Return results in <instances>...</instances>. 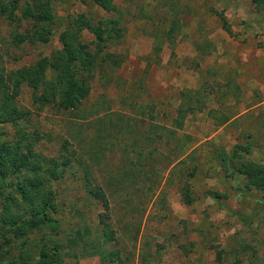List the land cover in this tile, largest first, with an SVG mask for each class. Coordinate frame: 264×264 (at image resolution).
Masks as SVG:
<instances>
[{
    "label": "rangeland",
    "instance_id": "obj_1",
    "mask_svg": "<svg viewBox=\"0 0 264 264\" xmlns=\"http://www.w3.org/2000/svg\"><path fill=\"white\" fill-rule=\"evenodd\" d=\"M9 1L0 0L5 77L62 49L59 33L48 43L13 44L15 27L1 11ZM19 1L17 20L31 0ZM114 2L110 9L96 0L54 2L55 29L85 13L122 32L116 38L112 30L116 39L95 68L80 64L89 93L79 105L61 106L53 68L37 86L23 80L14 97L0 92L8 110H0V143L33 144L44 166L0 179V194L15 181L45 177L55 206L52 221L16 241L10 256L24 243L33 253L63 243L62 264H264V193L239 191L246 177L235 167L264 166V7L252 0ZM82 34L96 50L93 32ZM107 52L120 64L101 62ZM20 110L24 116L6 120ZM94 186L105 197L90 195ZM12 203L31 211L19 195ZM7 231L0 220V233Z\"/></svg>",
    "mask_w": 264,
    "mask_h": 264
},
{
    "label": "trees",
    "instance_id": "obj_2",
    "mask_svg": "<svg viewBox=\"0 0 264 264\" xmlns=\"http://www.w3.org/2000/svg\"><path fill=\"white\" fill-rule=\"evenodd\" d=\"M57 1L59 0H31L23 6L22 14L18 20L16 10L20 8L19 0L9 1L11 7L8 10L5 7L1 9V11L6 12L7 18L9 19L7 21L15 27V31L12 34L13 44L20 45L25 42L48 43L56 33H59V38L62 43V49L54 52L52 55L44 56L30 68H21L15 73H9L7 77H5L0 71V92L5 94L6 99L18 94L23 80L27 79L29 83L31 82L34 86H37L38 75L43 74L48 68H53L56 71L59 69L57 75L59 80H57L58 83L56 85L61 87V106L65 108L76 107L89 93L87 80L83 75L77 74V72L81 71L80 64L83 65L82 70L85 69L90 71L95 68L96 61L100 58L101 52H104L105 48L109 46L112 40H114L113 38H120L122 36V32L117 33L118 30L113 27L109 30L102 29L101 23L96 24L94 22V20H96L95 17H89L85 13H79L76 17H72L73 19L71 22H65L60 28L58 27L55 29L52 24L55 16L54 2ZM96 1L108 9L116 8L114 0ZM252 2L261 8L264 7V0H252ZM102 20H113V22L115 20V23L112 22L111 26H114L117 23V19L115 18H105ZM23 25L25 26L22 27ZM84 29L93 32L95 36L93 41L97 43L98 47L96 50H93L90 47V43L83 39L82 32ZM112 30H115L117 33L115 34V37L113 36V33L115 32ZM112 57V54L107 52L106 55L102 57L101 62H103V60H110L114 62L115 65H119L120 61L117 62V60H114ZM72 64L74 68L70 67ZM10 82H12V86H7ZM10 87H12V90H10ZM52 90H54V86ZM0 106V110L4 111L3 115L5 116V114L8 113V110L4 108V103H0ZM10 109L12 110V108L9 107V110ZM15 109L17 110V108ZM16 113L18 116L12 117V115H9L6 120H17L23 115L22 110L16 111ZM20 142L21 140L18 141L17 145L8 141L0 143L1 180L9 175L16 176L18 172L23 171L24 169H32L36 172L37 170L44 168L41 158H39L34 152L33 144L26 147V149H23L19 145ZM222 160H225L226 162L228 158H222ZM52 163L58 166L57 160L53 159ZM235 167L246 177L245 183L247 186L237 188L239 191H247L252 187H255L264 193V166L250 162L249 164L235 165ZM47 174H50V177L55 176L53 170ZM46 181L45 177H42L41 179L38 178L37 180L27 178L24 181L13 182L11 185L14 188L8 193L3 190L1 191L0 195L4 196V198L1 200L0 220L2 225L8 228V231L0 233V264H18L17 262L20 264L63 263V243H57L51 246L47 244L41 246V240L38 241L37 245L40 246L36 247L34 253L28 250V248H26L28 245L24 243V251L21 250L16 256H10L11 253L9 250L16 241L25 240L30 231L38 229L52 221L49 210L55 209V206L52 198L49 197L44 190ZM5 193L6 195H4ZM89 193L90 195L105 197L99 186L90 187ZM16 195L21 196L23 202L27 206H30V213H22L20 211V205H16L17 203L12 205V202L16 200ZM188 201H192V198H189ZM233 213L239 216L241 221L246 225H249L252 221L248 214L240 212ZM24 216H28V218H23Z\"/></svg>",
    "mask_w": 264,
    "mask_h": 264
},
{
    "label": "crops",
    "instance_id": "obj_3",
    "mask_svg": "<svg viewBox=\"0 0 264 264\" xmlns=\"http://www.w3.org/2000/svg\"><path fill=\"white\" fill-rule=\"evenodd\" d=\"M136 20H141V18H138V19H136Z\"/></svg>",
    "mask_w": 264,
    "mask_h": 264
}]
</instances>
